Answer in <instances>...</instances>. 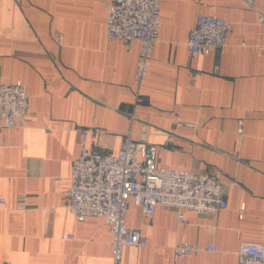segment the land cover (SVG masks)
<instances>
[{
	"label": "crops",
	"instance_id": "crops-1",
	"mask_svg": "<svg viewBox=\"0 0 264 264\" xmlns=\"http://www.w3.org/2000/svg\"><path fill=\"white\" fill-rule=\"evenodd\" d=\"M243 1L162 0L139 84L140 42L106 39L107 0H0V82H22L29 97L25 126H0V264H115L104 220L79 221L66 205L92 127L107 130L88 140L107 152L128 135L156 144L157 164L226 184L227 208L187 213L186 229L176 209L147 215L131 200L127 224L147 245L126 246L119 264H239L243 242L264 241V0ZM200 14L232 29L219 51L192 55ZM182 239L216 250L177 257Z\"/></svg>",
	"mask_w": 264,
	"mask_h": 264
},
{
	"label": "built area",
	"instance_id": "built-area-1",
	"mask_svg": "<svg viewBox=\"0 0 264 264\" xmlns=\"http://www.w3.org/2000/svg\"><path fill=\"white\" fill-rule=\"evenodd\" d=\"M243 5L254 7V0H244ZM107 8L106 39L140 42L135 81L141 84L147 79L153 49L159 41L162 0H107ZM231 29L232 23L224 18L200 14L189 32L186 47L192 55L217 52L227 44ZM54 38L62 42L60 34ZM28 100L22 82H0V126H25ZM243 130L241 120L237 128L239 136ZM105 132L99 127L83 129L84 143L72 163L66 205L79 221L89 216L104 220L112 234L110 244L115 264L120 263L126 246L147 245L142 231L127 224L131 200L147 215H152L159 205L176 209L178 225L184 229L189 223L187 213L208 214L227 208L226 184L218 176L159 165L156 144L128 135L117 153L88 142ZM1 204L4 199L0 197ZM26 206L27 202L23 204ZM243 212L244 206L240 217ZM203 250L212 252L216 248L213 244L202 246L184 239L175 246L177 257ZM237 255L239 264H264V241L243 242Z\"/></svg>",
	"mask_w": 264,
	"mask_h": 264
},
{
	"label": "water",
	"instance_id": "water-1",
	"mask_svg": "<svg viewBox=\"0 0 264 264\" xmlns=\"http://www.w3.org/2000/svg\"><path fill=\"white\" fill-rule=\"evenodd\" d=\"M172 142H174V143H175V141H172Z\"/></svg>",
	"mask_w": 264,
	"mask_h": 264
}]
</instances>
